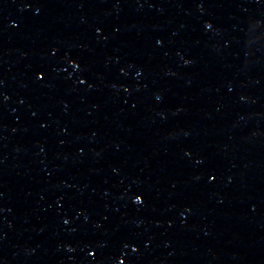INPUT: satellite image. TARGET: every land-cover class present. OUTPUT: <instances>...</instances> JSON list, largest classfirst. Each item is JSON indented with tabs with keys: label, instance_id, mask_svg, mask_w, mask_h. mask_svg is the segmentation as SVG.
<instances>
[{
	"label": "water",
	"instance_id": "1",
	"mask_svg": "<svg viewBox=\"0 0 264 264\" xmlns=\"http://www.w3.org/2000/svg\"><path fill=\"white\" fill-rule=\"evenodd\" d=\"M263 170L264 0H0V264H183Z\"/></svg>",
	"mask_w": 264,
	"mask_h": 264
},
{
	"label": "snow or ice",
	"instance_id": "2",
	"mask_svg": "<svg viewBox=\"0 0 264 264\" xmlns=\"http://www.w3.org/2000/svg\"><path fill=\"white\" fill-rule=\"evenodd\" d=\"M81 83H83V81H81ZM136 202H137V203H140V202H141V197H140V196H137V197H136ZM65 223H67V221H65ZM133 250L135 251V249H133ZM120 264H124V262L121 261Z\"/></svg>",
	"mask_w": 264,
	"mask_h": 264
}]
</instances>
